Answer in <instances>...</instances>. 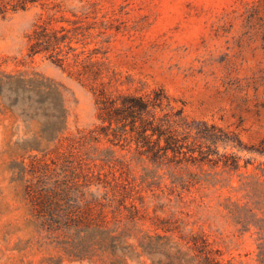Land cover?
Returning <instances> with one entry per match:
<instances>
[{"label": "rangeland", "instance_id": "374dc122", "mask_svg": "<svg viewBox=\"0 0 264 264\" xmlns=\"http://www.w3.org/2000/svg\"><path fill=\"white\" fill-rule=\"evenodd\" d=\"M39 24L64 26L69 39L33 53ZM0 70L51 79L68 111L62 141L22 157L18 140L43 133L44 115L0 105V264H205L192 247L198 234L224 264H263L264 203L246 174L264 167L253 151L264 138V0H0ZM155 86L184 105L194 125L224 134L217 141L189 132L194 145L253 161L248 171L154 162L128 139L97 133L102 87L118 97ZM80 161L112 181L122 175L137 205L134 220L126 207L121 213L128 240L85 260L41 233L26 193L33 165Z\"/></svg>", "mask_w": 264, "mask_h": 264}, {"label": "trees", "instance_id": "16d2710c", "mask_svg": "<svg viewBox=\"0 0 264 264\" xmlns=\"http://www.w3.org/2000/svg\"><path fill=\"white\" fill-rule=\"evenodd\" d=\"M64 29V26L57 29L39 24L31 35L32 52L55 50L69 39V35L62 32ZM78 63L76 59L74 64ZM98 102L102 124L98 125L97 133L112 141L111 135L117 140L128 139L140 155L154 162L164 159L176 163L213 161L232 171L243 167L248 171V166L254 163L250 160L241 163L240 156L221 152L219 147L213 151L212 144H208L207 148L194 145L189 139V132L217 141L224 134L194 125L187 119L184 105H176V100L163 86L137 94L122 93L118 97L111 96L108 89L102 87ZM2 104L28 105L44 115L47 126L43 133L18 140L17 151L22 157L25 151L46 153L53 143L62 141L67 129L68 111L61 89L51 79L23 71L11 73L0 70ZM28 142L33 144L24 145ZM253 151L264 156V138L253 145ZM23 165L25 169V163ZM256 167L260 169L256 173L247 172V183L255 186L260 192L258 202L264 203V167ZM33 169L35 173L26 183V193L31 200L35 222L51 242L60 246L63 244L64 250L74 259L85 260L109 251L116 252L120 244L128 240V224L121 213L126 207L130 219L134 220L137 205L133 187L126 183L122 175L115 174L112 181L103 177L101 172L92 174L82 163L76 165L74 162L68 165L56 163L55 166L44 162L33 165ZM127 197L131 199L132 206L127 204ZM259 239V256L264 264V234ZM193 242L192 247L202 252L205 264H224L209 249L204 234L195 235ZM63 258L60 256V259Z\"/></svg>", "mask_w": 264, "mask_h": 264}]
</instances>
